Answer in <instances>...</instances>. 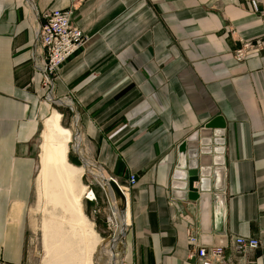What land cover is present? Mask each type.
Returning a JSON list of instances; mask_svg holds the SVG:
<instances>
[{
    "label": "crops",
    "instance_id": "1",
    "mask_svg": "<svg viewBox=\"0 0 264 264\" xmlns=\"http://www.w3.org/2000/svg\"><path fill=\"white\" fill-rule=\"evenodd\" d=\"M67 9L85 40L48 89L35 29ZM52 104L73 117L77 166L123 188L136 178L121 264H198L187 229L231 264H264V25L248 0H0V264L29 262L35 139ZM236 236L261 247L236 254Z\"/></svg>",
    "mask_w": 264,
    "mask_h": 264
},
{
    "label": "rangeland",
    "instance_id": "2",
    "mask_svg": "<svg viewBox=\"0 0 264 264\" xmlns=\"http://www.w3.org/2000/svg\"><path fill=\"white\" fill-rule=\"evenodd\" d=\"M47 92L44 95L46 98ZM66 104L70 106L69 102ZM51 106L54 110H59L57 113L61 114L59 119L61 127L66 128L68 132L66 156L68 163L71 164L69 155L71 157L80 155V151H77L74 146L76 126L73 123V117L67 107L54 104ZM60 110L64 111L63 114ZM40 130L35 139V176L28 205L30 226L27 233L29 255L27 264H60L58 262L102 264L105 261L103 255L105 248L109 256L116 257L115 260L120 263L122 243H107L116 234L115 219L111 216L113 202L109 191H106L100 182L99 184L92 182L97 170L93 167H83L84 163H80L78 168L58 166L55 163L54 143L53 141L43 142ZM76 141H79V138ZM90 190L94 194L95 201L90 202L85 199V193ZM115 199L118 209L122 205L121 199L116 196ZM77 201L80 202L79 208L76 207ZM85 225L91 226L96 241L95 244L91 243L88 248L82 249L80 245L84 241L80 243L78 235L81 234ZM87 242L90 243L88 236ZM93 247L92 255L88 258L87 255ZM84 260L87 261L84 263Z\"/></svg>",
    "mask_w": 264,
    "mask_h": 264
},
{
    "label": "built area",
    "instance_id": "3",
    "mask_svg": "<svg viewBox=\"0 0 264 264\" xmlns=\"http://www.w3.org/2000/svg\"><path fill=\"white\" fill-rule=\"evenodd\" d=\"M248 2L253 13L258 16L259 20L264 25V0H248ZM71 18V9L46 11L42 15L41 23L35 29L36 42L40 44L42 49L43 58L40 61L42 63L43 83L44 87L48 89L53 85L52 78L57 73L59 67L82 47L85 40L82 31L72 24ZM261 46L262 44L259 40L254 43H243L242 46L235 51L234 58L236 61L241 62L246 58V52L249 49H260ZM108 179H111L117 185L123 197H125L128 188L136 184L134 175L129 176L128 186L125 188L120 187L112 178ZM88 193H90V197H88ZM85 199L90 202L96 200L91 190L85 194ZM113 209H115L117 215H119V211L117 206L116 208L111 206V216L114 219V213H112ZM108 220L109 218L107 221ZM186 234L187 242L189 246L192 247L189 257L192 258L196 256L198 264H231L230 260L224 256L225 247H203L199 245L198 235L196 233L187 229ZM232 247L234 253L241 254L249 250L258 249L261 247V243L258 239L236 236L232 237Z\"/></svg>",
    "mask_w": 264,
    "mask_h": 264
},
{
    "label": "bare ground",
    "instance_id": "4",
    "mask_svg": "<svg viewBox=\"0 0 264 264\" xmlns=\"http://www.w3.org/2000/svg\"><path fill=\"white\" fill-rule=\"evenodd\" d=\"M59 119H60V115L58 113H53L50 117L45 119L43 123L42 141L45 143H48L49 141H53L54 146H55L54 155L56 157L55 158L56 162L62 166H65V165L70 166L65 160L66 153H67L66 146L68 142V132L67 130L63 129L59 125ZM83 163H84L83 167H89V168L93 167L95 170H97L96 173L94 174L93 180H95L98 184L100 182V184L105 188V190L109 191L110 198L112 197L111 199L113 202L112 206L113 208L114 207L116 208L117 206L115 204L116 199L114 197V192L112 191V188L108 184V181H109L108 178L102 175L99 169H96L91 163L87 162V160L84 159ZM88 194H89L88 197H90V193ZM79 206H80V202L77 201L76 207L79 208ZM112 213H114V219H115L114 225L116 227V234L112 238H110V240L107 241V243L112 242V244H118L115 242H118L119 241L118 239H121L124 236L125 217H124V212L122 214L119 212V215H117L115 209L112 210ZM87 236L89 238L90 243L87 242ZM78 238L80 240V243L84 241V243H81L80 245V248L82 249L88 248L91 243L95 244V241H96L95 233L91 229V226L88 227L86 225L84 229L82 230L81 234L78 235ZM93 249L94 247L92 248V251L89 253V255H87L88 258L91 257ZM103 252L102 253L105 257V261L102 262V264H120L121 263V262L118 263V261L115 260L116 257L114 258L113 256H109L108 250L106 248L104 249ZM86 261L87 260H84L83 262L85 263ZM58 263L65 264L64 262H58Z\"/></svg>",
    "mask_w": 264,
    "mask_h": 264
},
{
    "label": "water",
    "instance_id": "5",
    "mask_svg": "<svg viewBox=\"0 0 264 264\" xmlns=\"http://www.w3.org/2000/svg\"><path fill=\"white\" fill-rule=\"evenodd\" d=\"M59 104H61L59 101H58ZM214 123V122H213ZM212 123V124H213ZM83 163V161H82ZM108 184L110 185V187L112 188V191L114 192L115 196L116 197H119L121 199V203L122 205L119 206V212L122 214L124 211H125V202H124V197L122 196L121 192L119 191L117 185L111 180V179H108ZM193 180H191L192 182ZM93 183H95L96 181L95 180H92ZM190 194H189V198L190 199H196L197 198V195H196V192L195 190L193 189H190L189 190ZM114 196V197H115Z\"/></svg>",
    "mask_w": 264,
    "mask_h": 264
},
{
    "label": "trees",
    "instance_id": "6",
    "mask_svg": "<svg viewBox=\"0 0 264 264\" xmlns=\"http://www.w3.org/2000/svg\"><path fill=\"white\" fill-rule=\"evenodd\" d=\"M69 161H70L71 164L77 166V163L73 161V159H72V157L70 155H69Z\"/></svg>",
    "mask_w": 264,
    "mask_h": 264
},
{
    "label": "flooded vegetation",
    "instance_id": "7",
    "mask_svg": "<svg viewBox=\"0 0 264 264\" xmlns=\"http://www.w3.org/2000/svg\"><path fill=\"white\" fill-rule=\"evenodd\" d=\"M118 240H120V239H118Z\"/></svg>",
    "mask_w": 264,
    "mask_h": 264
}]
</instances>
